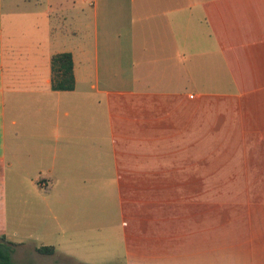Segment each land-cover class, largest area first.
Returning a JSON list of instances; mask_svg holds the SVG:
<instances>
[{"label":"crops","instance_id":"1","mask_svg":"<svg viewBox=\"0 0 264 264\" xmlns=\"http://www.w3.org/2000/svg\"><path fill=\"white\" fill-rule=\"evenodd\" d=\"M61 52L72 54V90L52 86ZM129 99L153 151L100 158L97 174L114 168L120 181L130 264H203L225 240L258 242L264 0H0V241L20 235L9 226L7 181L25 174L35 186L24 219L58 220L41 209L54 189L30 174L34 159H48L52 175L63 153L83 159L103 147L94 129Z\"/></svg>","mask_w":264,"mask_h":264},{"label":"rangeland","instance_id":"2","mask_svg":"<svg viewBox=\"0 0 264 264\" xmlns=\"http://www.w3.org/2000/svg\"><path fill=\"white\" fill-rule=\"evenodd\" d=\"M130 100L126 101V106L112 111L111 116L106 119L104 116L102 131L94 129V140H102L103 147H97L95 143L93 148L84 150L86 155L83 159H78L75 149L63 153V159L52 175L47 172L50 166L48 159H41L38 164L34 159L33 167L28 171L38 178H48L49 185L54 189L45 194L46 201L41 209L47 214L50 205L58 220L45 219L37 226L32 215L24 219L23 209L36 208L35 186L25 174L21 180L7 181L9 226L20 232L19 236L12 235L10 238L16 249L12 253L14 264H130L127 240L122 229L120 181L115 179L114 168H109V173L103 179L97 174L100 158L121 157L126 151H130L132 156L153 151L147 141L150 133L136 130L132 121L134 101ZM94 125H98V119L94 120ZM120 125H123L120 128L123 131L119 129ZM176 141H182V137L179 136ZM143 148L147 150L141 151ZM115 150L118 151L117 155ZM184 152L179 150L175 154L181 156ZM28 166L30 164H26ZM240 166L257 170L259 165L236 164L235 169L240 170ZM42 168V175H38ZM49 176H52V180ZM254 218L257 221L255 215ZM28 229L35 233V238L21 235ZM254 230L256 238L259 236L258 242L243 247L235 239L225 240L222 248L216 247L212 253H207L203 264H264V223H256ZM43 245L55 246L54 254L39 252L36 247ZM195 264L199 263L195 260Z\"/></svg>","mask_w":264,"mask_h":264},{"label":"trees","instance_id":"3","mask_svg":"<svg viewBox=\"0 0 264 264\" xmlns=\"http://www.w3.org/2000/svg\"><path fill=\"white\" fill-rule=\"evenodd\" d=\"M74 63L70 52L55 54L52 58L53 79L52 86L57 90H72L75 88ZM0 241V264H14L12 253L15 249L13 243L1 237ZM37 250L41 253L52 254L53 246H40Z\"/></svg>","mask_w":264,"mask_h":264}]
</instances>
